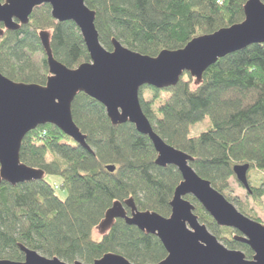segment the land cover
<instances>
[{"label": "trees", "instance_id": "trees-1", "mask_svg": "<svg viewBox=\"0 0 264 264\" xmlns=\"http://www.w3.org/2000/svg\"><path fill=\"white\" fill-rule=\"evenodd\" d=\"M246 2L86 0L97 13L96 25L106 49H113L115 38L129 49L150 56L164 49L182 48L198 35L243 21ZM47 29H51L56 59L69 68L91 60L76 24L56 21L51 6L42 4L34 9L28 25L6 30L0 36V71L6 77L46 84L48 58L38 34ZM194 80L185 73L173 87H142V108L154 130L168 144L191 155V165L199 176L228 196L231 180L239 182L235 165L249 163V172L264 170V43L228 54L204 72L202 83L195 85ZM72 112L92 151L52 124L39 125L24 137L21 161L43 169L46 176H59L61 184L56 186L45 176L14 186L7 182L0 185V259L24 260L19 247L23 244L68 263L80 260L93 264L110 252L135 264L162 261L167 251L160 239L123 219H116L98 240L94 231L115 201L129 198H134L140 210L170 216L181 172L174 165H157L150 138L132 123L113 125L105 106L90 96L79 93ZM205 119L208 128L192 135L191 127ZM107 165H115L116 170L108 171ZM58 188L67 192L64 200L56 194ZM251 188L249 196L264 210V182ZM187 199L196 205L200 221L225 246L252 258V249L233 239V229L219 226L193 196ZM236 207L262 222L253 210Z\"/></svg>", "mask_w": 264, "mask_h": 264}, {"label": "water", "instance_id": "water-1", "mask_svg": "<svg viewBox=\"0 0 264 264\" xmlns=\"http://www.w3.org/2000/svg\"><path fill=\"white\" fill-rule=\"evenodd\" d=\"M51 6L58 22L73 21L80 29L91 60L69 68L55 58L49 30L38 34L48 58L49 73L45 85L16 82L0 71V185L43 180L46 172L21 162L24 137L39 125L52 124L82 147L92 151L87 135L73 118V102L84 93L102 103L113 125L132 123L147 135L157 152L156 164L174 165L182 174L171 201V214L140 210L129 198L115 201L106 211L97 231L105 235L116 219L156 235L167 256L147 264H264V224L240 212L226 196L199 176L192 167L193 157L168 144L155 130L141 104V88L158 89L176 86L185 73L202 83L204 72L220 59L249 45L264 43V0H247L243 21L216 32L198 35L179 49H164L150 56L129 49L113 39V49H106L96 25L97 13L86 0H6L0 1V36L28 25L34 9ZM114 172L115 165H107ZM250 164H237L238 181L252 193L248 172ZM193 196L221 227L234 228L241 236L234 239L247 244L254 255L248 259L242 250L229 249L202 223L195 213ZM129 208V213L127 211ZM24 260L0 259V264H87L80 260L68 263L59 257H46L23 244ZM93 264H135L118 253H106Z\"/></svg>", "mask_w": 264, "mask_h": 264}, {"label": "rangeland", "instance_id": "rangeland-1", "mask_svg": "<svg viewBox=\"0 0 264 264\" xmlns=\"http://www.w3.org/2000/svg\"><path fill=\"white\" fill-rule=\"evenodd\" d=\"M50 30L51 29H47ZM144 95L146 97L149 96V92L148 90L144 91ZM209 121V120H208ZM208 123L205 120L194 124L191 127V133L192 135H196L198 133H200L201 131L205 130L208 128ZM46 180L49 181L52 184H61V178L59 176H46ZM249 180H250V184L251 185H259L260 183L264 182V170L261 169H251V171L249 172ZM230 193L228 196H230L234 202L233 204L239 207H243L244 209H248L250 211L253 210V214H255L256 216L260 217L262 219V223L264 224V210L260 209V207L258 205H256L255 202L252 201L251 197L249 196V194L247 193V191L242 187V185L237 182L235 179L231 180V184H230ZM56 194L60 197V199L64 200L67 196V192L65 190H62L61 188H58L56 190ZM227 196V194L225 195ZM227 196V197H228ZM238 209V208H237ZM101 233H99V231H97V229L94 231V237L98 240L101 238ZM220 236V235H219Z\"/></svg>", "mask_w": 264, "mask_h": 264}, {"label": "flooded vegetation", "instance_id": "flooded-vegetation-1", "mask_svg": "<svg viewBox=\"0 0 264 264\" xmlns=\"http://www.w3.org/2000/svg\"><path fill=\"white\" fill-rule=\"evenodd\" d=\"M22 162V161H21ZM23 163V162H22ZM3 182H5V181H3ZM2 182V183H3ZM1 183V184H2ZM8 183V182H7ZM26 183V182H25ZM249 183H250V180H249ZM22 184V183H21ZM241 184V183H240ZM242 185V184H241ZM252 186V185H251ZM242 187L246 190V188L242 185ZM247 191V190H246ZM247 193H249L248 191H247ZM249 195H251V193H249ZM127 211H128V213H129V208H127ZM251 218V217H250ZM253 219V218H252ZM231 229H233L234 230V233L232 234V237H233V239H234V237L235 236H241L242 234H241V232L239 231V230H237V229H234V228H231ZM235 240V239H234ZM235 241H238V240H235ZM238 242H240V241H238ZM240 243H243V242H240ZM245 244V243H244ZM227 247V246H226ZM236 250H240V249H236ZM253 255H254V252H253ZM253 257V256H252ZM252 259V258H251Z\"/></svg>", "mask_w": 264, "mask_h": 264}, {"label": "bare ground", "instance_id": "bare-ground-1", "mask_svg": "<svg viewBox=\"0 0 264 264\" xmlns=\"http://www.w3.org/2000/svg\"><path fill=\"white\" fill-rule=\"evenodd\" d=\"M45 176H46V174H45ZM45 178V177H44Z\"/></svg>", "mask_w": 264, "mask_h": 264}]
</instances>
